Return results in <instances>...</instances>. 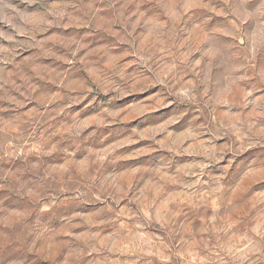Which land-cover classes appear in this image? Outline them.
Here are the masks:
<instances>
[{
	"label": "clouds",
	"instance_id": "1",
	"mask_svg": "<svg viewBox=\"0 0 264 264\" xmlns=\"http://www.w3.org/2000/svg\"><path fill=\"white\" fill-rule=\"evenodd\" d=\"M0 264H264V0H0Z\"/></svg>",
	"mask_w": 264,
	"mask_h": 264
}]
</instances>
